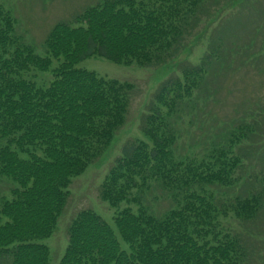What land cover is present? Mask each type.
Listing matches in <instances>:
<instances>
[{
  "label": "trees",
  "instance_id": "1",
  "mask_svg": "<svg viewBox=\"0 0 264 264\" xmlns=\"http://www.w3.org/2000/svg\"><path fill=\"white\" fill-rule=\"evenodd\" d=\"M209 3L207 27L228 8L238 18L218 24L200 60L183 61L180 75L161 83L143 116L144 138L122 145L100 185V199L117 209L115 227L82 208L68 226L59 264H255L253 248L230 220L253 221L264 209V185L238 192L247 165L240 148L259 119L231 126L200 153H181L177 144L179 120L215 65L235 71V55L242 64L264 61L259 0H97L53 25L45 55L0 2V180L12 182L0 194V264H50L41 240L54 234L73 178L109 149L128 120L136 85L77 64L101 55L119 64L164 65L186 49ZM36 71H51L52 79L40 85ZM154 187L173 201L162 213L149 197Z\"/></svg>",
  "mask_w": 264,
  "mask_h": 264
},
{
  "label": "rangeland",
  "instance_id": "2",
  "mask_svg": "<svg viewBox=\"0 0 264 264\" xmlns=\"http://www.w3.org/2000/svg\"><path fill=\"white\" fill-rule=\"evenodd\" d=\"M96 1L0 0L18 18V31L41 55L46 53L44 41L47 33L57 21L72 20L71 16L75 11L82 10ZM221 1L225 3L227 0ZM259 2L264 4V0ZM210 10H214L211 3L208 4V11L202 14L200 25L185 40L186 49L164 65L141 67L136 64H119L101 55H94L77 64L79 67L94 70L102 76L133 82L136 88L131 98L127 122L117 132L109 149L83 174L73 178L69 187L71 194L67 207L59 219L54 234L41 240L50 247V264H59L68 245V226L82 208L94 209L115 227L114 215L117 209L100 199V185L114 159L120 154L122 145L129 139L144 138L140 128L143 116L161 83L172 76L180 75L179 66L183 61L197 63L206 51L208 41L215 37L218 24L221 29L227 25L228 16H234L231 15L232 9L228 8L225 11L228 15L222 16L216 23L207 27L208 20L212 16L208 13ZM236 10L238 7L234 9ZM55 65L54 62L53 67ZM233 65L235 71L215 65L202 90L195 96L192 109L183 114L179 120L182 137L177 145L181 153H187L189 149L200 153L210 144L222 141L231 126L241 121H249L252 116L259 119L256 134L244 145L245 147L240 148V152L247 154V165L242 172L246 178L238 187V192L246 194L249 188L264 185V70H261L264 61L254 59L252 64H242L238 55H235ZM34 74L35 80L40 85H47L52 79L51 71H36ZM249 178H252V181H248ZM10 186H12L11 181L1 179L0 194ZM236 189L227 192L226 196H234ZM149 197L158 213H162L173 204L172 199L160 188L155 190L154 187ZM230 223L247 238L254 251L252 260L255 264H264V209L253 221L232 219ZM122 245L126 247L124 242Z\"/></svg>",
  "mask_w": 264,
  "mask_h": 264
}]
</instances>
